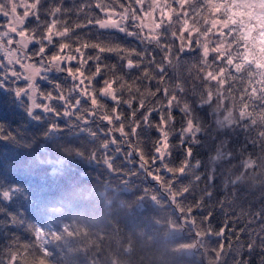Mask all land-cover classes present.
Segmentation results:
<instances>
[{"label": "trees", "instance_id": "1", "mask_svg": "<svg viewBox=\"0 0 264 264\" xmlns=\"http://www.w3.org/2000/svg\"><path fill=\"white\" fill-rule=\"evenodd\" d=\"M24 1L29 4L34 2ZM219 1L221 10L216 12L208 6L211 3L207 0H187L183 8L187 15L181 19H187L194 39L196 29L204 31L212 27L209 24L211 17L221 18L220 21L225 22L232 13L237 12V9L231 10L229 7L226 13L223 8L225 4L231 6L234 0H215V5H218ZM98 2L101 0H92L93 4ZM103 2L109 5L108 11L121 13L120 4L125 3V0H116L114 4L112 0ZM165 2L166 0H163V4ZM167 2L170 3L171 0ZM85 3L87 0H63V8L69 9ZM147 4L148 0L143 6V11L137 13L138 23L144 25L146 24L141 19L149 18L144 14L148 9ZM50 6H59V0L51 5L49 0H45L43 7ZM135 7L134 5L133 10ZM173 9L181 11L176 5L165 9L164 24L168 23L169 14L175 18ZM23 11V8H18L20 17H23ZM89 16L108 18L104 12L94 7ZM40 18L42 21L49 19L43 13ZM8 19L9 17L0 14V32L6 30ZM58 19L59 30H63L64 26L71 29L75 23L86 22L85 16L79 13L61 15ZM112 19H119V16L114 15ZM152 21L162 23L161 16L156 15ZM150 23L151 25H146L144 29L145 34H150L148 27L153 25L151 20ZM215 29L217 28L212 27V31L215 32ZM24 30L26 34L37 35L34 18L29 17L26 20ZM172 30L177 31L178 40V29ZM38 31L42 35L45 29L41 27ZM220 31L228 33V29ZM251 35L255 36V31H252ZM237 36L239 32L233 33L225 41V46L233 55V65L222 64L203 70L205 73L213 71L217 74L218 67H225L223 85H217L216 82L202 84L200 80L195 79V70L193 75H189L188 68L199 58L198 53L194 54L191 60L187 56L183 57L181 66L175 73L171 68L168 70L170 77L175 74L179 79H169L165 86L171 87L175 83L186 81L184 86L189 89L186 97L189 102H194L195 97L205 88H211L214 94L219 91L223 99L216 118L227 117L225 125L220 126L213 122L214 109L205 107L196 112L204 128L199 132L198 138L190 141L192 158L187 170L189 176L182 178L176 187L189 184V181L194 179L191 174L197 168V175L207 170L209 175L218 173L220 177L215 181L213 197L204 201V210L192 214L196 224L189 223L174 205L161 198L162 195L167 196V193L160 182L141 172L133 182L126 183L125 179L128 177L115 175L102 162L89 159V151L93 150V145L89 143L86 134L82 135L77 131L75 135H69L64 131L54 137L44 136L50 125V118L35 121L25 108L26 105H31V99L28 96L15 95L16 89H27L29 85V81L24 78L27 76L24 65L41 66L39 57L33 56L38 45L29 44L28 49L24 50L26 55L21 58L20 64L13 66V70L21 75V79L15 81L13 78L6 87L0 89V192L10 187L21 189L14 191L10 200H4L0 195V207L9 213L6 215L5 212H0V264H235L234 257L237 255L241 261L246 260V264H264V250L252 244L248 245L251 251L246 247L257 233L264 236V232H260L262 225L255 219L258 213L264 211V108H260V102L256 101V97L264 91V84L261 83V77L254 65L249 68L245 64L240 72L235 70L236 63H243L242 60L236 59L237 47L234 39ZM77 38L79 43H73ZM109 38L111 43H118L123 47H140L130 38L126 40L123 34L115 29L84 28L77 29L69 39L57 38V47H49L46 58L58 54L59 43H69L74 49L80 46V43H95L98 39L108 42ZM184 38L187 40V34ZM199 39L201 43L204 42L203 36ZM255 46L258 51L257 40ZM18 47L15 42L12 44V48ZM245 50L249 52V59H252L251 38L246 44L241 42L240 53L243 54ZM87 54L94 53L89 50ZM185 61L188 63L185 64ZM0 63L7 65L1 56ZM103 63L118 65L121 62L115 54L105 53ZM63 66L65 65L62 63ZM67 66L73 70L79 67L75 62ZM49 67L51 68V65ZM6 71L10 75L11 67L8 66ZM250 72L257 74L250 77ZM140 74L139 71L129 73L127 69L116 71V76H123L124 81L133 87L138 86L133 78L139 77ZM85 75L90 73L85 72ZM44 76H47V80ZM108 79H114L112 71L95 80L96 92L104 87V81ZM31 83L36 85L37 103L42 104L52 103L44 100L43 94L52 92L55 95L52 87L54 83L62 85L63 91L67 93L73 87L74 81L66 72L51 68L50 71H42V75ZM253 88L257 90L255 96L252 93ZM192 89H195V94ZM151 90L155 91V88ZM122 97L129 98L127 91L122 93ZM156 99L166 103L163 97ZM103 103L109 109L113 106L107 99H104ZM84 107L90 109L91 106L85 104ZM122 111L127 116V109L123 108ZM36 113L44 115L39 109ZM173 115L175 129H180L184 123L181 113L175 111ZM247 116H251V119L246 120ZM151 119L153 123L158 122L157 114H153ZM58 122L64 127L63 119ZM100 123L97 119L91 127L95 128ZM81 126L83 127V123ZM115 135L119 137V133ZM157 139L155 128L141 129L138 148L146 160H151ZM182 139L180 134L171 135V154L167 162L172 168H179L186 163L185 147L180 145ZM80 146L86 149L84 156L77 155ZM125 150L131 151V148L125 146ZM112 155L115 157V153ZM120 155L123 157V152ZM138 164L139 157L135 154L128 164L123 158L115 159V166L121 172H126L128 167L136 171ZM152 170L157 174L155 169ZM158 174L164 181L172 179V174L166 171ZM204 186L202 180L183 202L191 204L195 199H199L202 195L200 190ZM233 189L234 193L228 196L230 203L225 204L221 211V205L217 201H222ZM153 195L156 200L152 199ZM208 211L213 213L209 225H199L200 219L207 215ZM13 215L19 223L12 222ZM224 225L226 230L222 237L206 234V226H210L213 232H219ZM245 228L252 236L242 234ZM237 240L239 244L236 243ZM221 244L224 246L225 258L218 254ZM229 245L232 246L231 250Z\"/></svg>", "mask_w": 264, "mask_h": 264}, {"label": "snow or ice", "instance_id": "2", "mask_svg": "<svg viewBox=\"0 0 264 264\" xmlns=\"http://www.w3.org/2000/svg\"><path fill=\"white\" fill-rule=\"evenodd\" d=\"M44 2L45 0H34L30 4L21 3L18 5L14 0H0V14L3 17L11 15L15 18L18 8L24 9L23 17L16 18L15 26L0 32V52L5 53L7 56V65L0 63V89L6 87L13 78L15 81L21 79V75L15 70H12L9 75L6 69L9 65L20 64L21 58L26 55L24 50L28 49L29 44H37L38 48L33 53V56L39 57L41 66L36 67L33 64L24 65L27 72V76L24 78L29 81V85L27 89H16L15 95L16 97L28 96L31 99V105H26L25 108L29 116L35 121L39 122L42 119L50 118L51 122L44 136L54 137L64 131H67L69 135H75L77 131L82 135L86 134L89 138V143L93 145V150L89 151V159H96L102 162L115 175L128 177L125 179L126 183L129 181L133 182L141 172L160 182L167 193V196L162 195L161 198L166 199L170 205H174L180 211L181 216L189 223L196 224L197 221L193 218L192 214L203 211L205 208L204 201L213 197L216 187L215 181L220 178L218 173H211L209 175V172L206 170L203 174L197 175L196 173L199 170L197 168L191 174L194 179L190 180L189 184L180 187H176V185L180 183L182 178L189 176L187 170L192 158L190 141L198 138L199 132L204 128L196 115L197 110H203L205 107L214 109L212 111L213 122L224 126L227 117H224V119L216 118L218 110L222 107L223 98L219 91L214 94L211 88H205L198 97L194 95V102H189L186 99L189 89L184 86L186 81L175 83L171 87L165 85H167L169 79H179L175 74L170 77L168 70L171 68L173 69V73H175V70L181 66L183 57L187 56L191 60L194 54L197 53L199 54V58L188 68L189 75H193V70H195V79L200 80L202 84L216 82L217 85H223L225 82V67H218L216 70L217 74H214L213 71L205 73L203 70L222 64H226L227 66L233 65V55L228 51V47L225 46V40L227 39L225 32L221 31L215 34L220 38L218 42H215L208 39L209 34H212V28H207L204 31L196 29V38L194 39L193 31L188 27L187 19H181L182 16L187 15L183 11L187 0H171L170 3L166 0L163 6L157 0H148V8L160 9L162 20V23L156 24L154 29H148L150 34L144 33V29L147 26L138 23L139 17L137 15L138 12L143 11L146 0H125L127 7H125V3L120 4L121 13L108 11L109 5L105 4L103 0L95 4L92 3V0H87V3L82 6L69 9L63 8V0H59V6H50L49 8L43 7ZM55 2L56 0H49L50 5ZM115 2L116 0H112L113 4ZM134 5L136 6L135 10H133ZM173 5L178 6L181 11L173 9L175 18H173L172 14H169L168 23L164 24V9H171ZM208 6L215 9L216 12H220L221 10V6L215 4H209ZM93 7L104 12L108 18L98 19L89 16ZM229 7L239 9L245 6L238 3L231 4V6L225 4L223 8L226 13ZM250 7L256 10L253 13L257 17L256 21L251 16L234 12L232 16L236 18L233 19L232 16H229V20L225 21L221 27L222 29H228V36L239 32V36L234 39L237 47L236 59L242 60L243 63H236L235 70L240 72L245 64L249 68L254 65L261 77V83L264 84V4L251 5ZM42 13L49 17V19L42 21L40 18ZM69 13L83 14L86 22L75 23L71 29L64 26L63 30H59L60 22L58 17L68 15ZM114 15H118L119 19H112ZM29 17L34 18L37 24L36 36L26 34L24 30L25 22ZM253 23L259 24L257 28L260 37L258 51L255 46L256 37L251 35V25ZM211 24L215 27L217 21L212 20ZM41 27L45 29L42 35L38 31ZM84 28L115 29L119 33H122L126 40L130 38L131 41L136 42L140 47H123L121 44L111 43L110 38L108 42L98 39L95 43H80V46L74 49L69 43H59L58 54L46 58L47 49L49 47H57L55 43L57 38L60 40L69 39L70 35L77 29ZM174 28L178 29L180 33L178 40L177 31L172 30ZM185 34H187V40L184 38ZM17 35L20 39L14 41V36ZM201 36L204 37L203 43L199 39ZM249 38L253 42L252 59H249V52L247 50L243 54L240 53L241 42L246 44ZM5 42L7 45H12L15 42L19 47L16 50H9L5 47ZM73 43H79V38L73 41ZM212 43H216V46L210 48V44ZM89 50L94 54L88 55ZM18 53L21 56H18ZM105 53L115 54L121 63L118 65H105L103 63ZM73 62L79 65L75 70L67 66ZM62 63L65 66L62 67ZM184 63L187 64L188 61ZM49 65L57 71L66 72L67 76L74 81V84L65 93L62 85L54 83L52 87L55 95L52 92L43 94V99L52 103H37L35 99L36 85L31 83V81L36 77H40L42 71H50ZM124 69H127L129 73L133 71L141 73L139 77L133 78L135 84L138 86L133 87L124 81L123 76H116V71H123ZM109 71H112L114 79L105 80L104 87L96 92L94 88L95 80ZM85 72H89L90 75L86 76ZM257 72H250L249 76H254ZM43 78L47 80V76ZM114 85H118V87H114ZM152 88H155V91H152ZM125 91L129 95L128 99H123L122 97V93ZM192 91L195 94V89H192ZM256 91V88L252 89L253 96H255ZM157 97H163V101H166V103L156 99ZM104 99L112 102L113 106L110 109L103 103ZM256 101L260 102L258 104L260 108H264V91H261L260 96L256 97ZM214 103L215 107H213ZM85 104H90V109L84 107ZM123 108L127 109V116L122 111ZM37 109L44 115L37 114ZM175 111H179L184 120L180 129H175V116L173 115ZM153 114H157L158 116V122L156 123L152 122L151 118ZM61 119L64 120V127H61L58 122ZM97 119L101 123L92 128L91 125ZM245 119L250 120L251 116H247ZM82 123L83 127L81 126ZM117 125L119 126L117 127ZM142 128H155L158 133V143L154 142V150L150 161L145 159L143 152L138 148ZM116 133H119V137L115 135ZM172 134L183 136L180 145L181 147H185L186 163L182 164L179 168H172L167 162L171 154V144L169 141ZM125 146L131 148V151H126ZM85 150L84 146H80L77 155L84 156ZM122 152L123 157L120 155ZM112 153H115V157H113ZM134 154L139 157L136 171H133L132 167H128L126 172L119 171L115 166V159L123 158L125 163L128 164ZM157 165L159 166L157 167ZM152 169H155L157 174H154ZM161 171L172 174V179L164 181L158 174ZM202 180L205 186L200 190L202 193L201 197L195 199L191 204H185L183 201L186 196L193 192ZM14 191H21V189L19 187L15 189L10 187L8 190L0 192V195H2L4 200H10ZM234 191L233 189L222 201H217L221 205V211H223L225 204L230 203L228 196L232 195ZM152 199L156 200L157 198L153 195ZM0 212H5L6 215L9 214L3 207H0ZM212 215L213 213L208 211L207 215L200 219L199 225H209ZM255 219L262 225L260 232H264V211L258 213ZM12 222L19 223L20 221L13 215ZM205 228L207 235H215L219 238L224 235L226 225L222 226L219 232H213L210 226H206ZM243 233L252 236V233L247 228L242 230ZM236 243L239 244V240ZM249 244L264 250V236L257 233L247 243V250L251 251V248L248 247ZM231 247L229 245L230 250ZM236 251L239 253V249ZM218 254L220 257L225 258L224 246L222 244L218 248ZM234 261L235 264H246V260L241 261L238 255L234 257Z\"/></svg>", "mask_w": 264, "mask_h": 264}, {"label": "rangeland", "instance_id": "3", "mask_svg": "<svg viewBox=\"0 0 264 264\" xmlns=\"http://www.w3.org/2000/svg\"><path fill=\"white\" fill-rule=\"evenodd\" d=\"M14 2H16L18 5L19 4H21V3H28V2H26V1H24V0H14ZM157 2L161 5V6H163V0H157ZM207 2L208 3H211V4H215V0H207ZM219 4V6H220V4H221V2L219 1L218 2ZM241 4V5H244L245 7L244 8H239V9H237V12L238 13H241V14H244V15H246V16H251V18L254 20V21H256L257 20V17L255 16V15H253V13L256 11L254 8H252V7H250L251 5H258V4H264V0H234V2L233 3H231V4ZM235 8H231V10H234ZM150 13V14H149ZM145 15H147L149 18V21H148V19H147V17H145V18H142L141 19V21H143V23H145L146 25H151V23H150V20H151V22H152V26L151 27H148V29H154L155 28V25L157 24V21H155V22H153L152 21V19L153 18H155V16L156 15H158V16H161V11H160V9H150V8H148L147 10H146V12L144 13ZM164 16H166V14H165V9H164ZM16 18H20V16L18 15V13L16 14V17L14 18V17H12L11 15L9 16V19H8V22H7V28H9V27H12V26H15V20H16ZM220 19L221 18H214V17H211V19H210V21H209V24L212 26V24H211V21L212 20H216L217 21V24L215 25V27H213V28H217V29H215V32L214 31H212V33H214V34H218L219 32H221L220 30H222V24L224 23L223 21H220ZM195 20H198V19H195ZM245 23H247V21H245ZM159 24V23H158ZM211 27V28H212ZM259 27V24L258 23H253L252 25H251V28H252V31H255V37H256V40H257V48L259 47V39H260V37H259V34H258V31H257V28ZM6 28V29H7ZM210 28V27H209ZM219 31V32H218ZM225 34H226V36H227V38L229 37L228 35H227V33L225 32ZM17 37V40L18 39H20L19 38V36L17 35L16 36ZM208 39L209 40H212V41H215V42H218L219 41V37L217 36V35H215V36H208ZM226 41V40H225ZM216 46V43H212V44H210V48L211 47H215ZM5 47L7 48V49H9V50H16L15 48H12V45H7V43L5 42ZM0 56L1 57H3L4 58V60L6 61V63H7V56L5 55V53H3V52H0ZM18 56H21V54L20 53H18ZM14 65H18V64H13V65H9L10 67H11V69L13 70V66ZM10 73H11V71H10ZM26 75H27V72H26ZM32 82V81H31Z\"/></svg>", "mask_w": 264, "mask_h": 264}]
</instances>
